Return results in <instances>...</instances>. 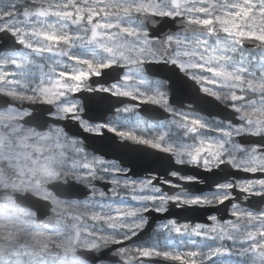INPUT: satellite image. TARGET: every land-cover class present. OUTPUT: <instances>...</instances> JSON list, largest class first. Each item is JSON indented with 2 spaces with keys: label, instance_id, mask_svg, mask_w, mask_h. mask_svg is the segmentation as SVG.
Listing matches in <instances>:
<instances>
[{
  "label": "snow or ice",
  "instance_id": "1",
  "mask_svg": "<svg viewBox=\"0 0 264 264\" xmlns=\"http://www.w3.org/2000/svg\"><path fill=\"white\" fill-rule=\"evenodd\" d=\"M0 264H264V0H0Z\"/></svg>",
  "mask_w": 264,
  "mask_h": 264
}]
</instances>
